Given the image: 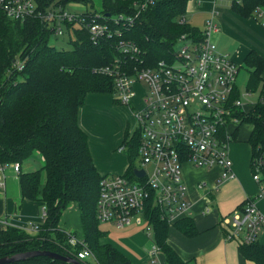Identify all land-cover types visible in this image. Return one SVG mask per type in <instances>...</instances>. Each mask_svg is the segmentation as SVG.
Here are the masks:
<instances>
[{"label":"trees","instance_id":"obj_1","mask_svg":"<svg viewBox=\"0 0 264 264\" xmlns=\"http://www.w3.org/2000/svg\"><path fill=\"white\" fill-rule=\"evenodd\" d=\"M36 1L40 11L52 4L92 3V0ZM140 1L100 0L99 10H87L89 22L95 19V15L105 22L120 15L132 18L138 15L131 26L121 28V37H101L92 41L85 29H73L70 35H67L69 31L65 32L63 35L68 36L70 44L66 50L50 45L51 39L59 38L53 34V28L38 17L14 20L0 10V164L19 162L22 165L38 153L41 168L20 172L18 183L21 196L40 201L44 211V220L38 224L39 230L35 234L15 226L0 229V258L33 250H47L75 258L85 245L98 264H130L129 259L113 245L101 242L106 233L100 228L95 209L102 176L94 166L87 136L79 127L78 112L87 94L114 92L112 78L98 73V70L116 58H124L117 48L119 40L135 43L141 51V66L148 67L171 57L180 35L197 36L200 33L186 22L180 23L188 0H156L138 12L135 3ZM262 6L264 0H240V3L231 0V9L245 18ZM67 26L72 25L67 23ZM243 62L248 73L246 90L255 92L261 89L264 58L252 50L245 55ZM246 122L254 125L250 144L255 148L258 138L264 139V121L251 116ZM127 138L125 135L123 145L127 148L130 166L125 175L131 177L138 159V136L133 132ZM72 205L79 211L81 238L76 233L58 228L62 213ZM148 216L154 241L162 250L166 264H184L166 242L168 224L160 220L155 210L149 211ZM174 224L186 235L195 232L190 217ZM69 236H74L78 242L71 245ZM239 248L244 257L256 264H264L263 245L257 242ZM81 263L92 264L90 261ZM10 264L70 263L35 257Z\"/></svg>","mask_w":264,"mask_h":264},{"label":"built area","instance_id":"obj_2","mask_svg":"<svg viewBox=\"0 0 264 264\" xmlns=\"http://www.w3.org/2000/svg\"><path fill=\"white\" fill-rule=\"evenodd\" d=\"M155 1L142 0L135 3V8L138 12L143 11ZM235 1L240 3V0ZM191 2L196 8L202 0H188ZM68 5L52 4L40 11L36 0H0V10L6 17L23 20L36 16L53 28L57 38L68 31L67 35H70L76 28L88 31L92 41L101 37H121V28L131 26L138 15L133 18L120 15L106 22L95 15L89 22L87 10L72 13ZM254 13L264 29V6L257 7ZM213 18L212 11L197 36H179V48L172 51L171 57L160 59L153 66L142 67L138 46L123 39L118 41L117 48L124 58H116L98 70L112 78L115 100L120 104L129 105L135 96V84L146 85L142 104L133 113V132L138 136V159L134 169L142 170L143 176L138 177L133 171L131 177L102 176L95 211L100 224L117 228L141 227L151 243L148 250L150 264L164 262L160 257L161 249L154 241L148 212L155 210L160 220L167 224L191 215V203L186 197L181 174L182 162L188 161L197 168L217 167L221 171L219 180L229 179L234 176L230 145L236 141L240 127L248 125L252 134L254 125L246 120L256 116L264 121V88L255 92L238 89L235 81L239 68L212 41V34L218 30ZM184 22L183 16L180 23ZM67 23L72 26L68 27ZM234 92L236 96L233 97ZM260 140L255 148L252 147L250 161L252 178L259 185L257 197L246 199L222 220L224 238L239 246L257 243L264 232V213L256 204V200L264 195V142ZM8 167L16 175L21 172L19 162L0 164V190L5 189ZM42 218L44 220V211ZM24 230L33 234L39 227L28 221ZM68 242L75 245L78 240L69 236ZM75 258L98 264L85 245Z\"/></svg>","mask_w":264,"mask_h":264},{"label":"crops","instance_id":"obj_3","mask_svg":"<svg viewBox=\"0 0 264 264\" xmlns=\"http://www.w3.org/2000/svg\"><path fill=\"white\" fill-rule=\"evenodd\" d=\"M214 1L202 0L196 8H203V10L206 8V11H209L213 9ZM187 9H194L193 2L186 5ZM115 101L113 100V102ZM141 104L142 97L138 107ZM132 108L136 111V107L132 106ZM115 109L118 110L116 105L112 104L108 93H90L86 95L84 104L78 112L79 127L87 136L94 166L101 176L125 175L130 166L128 154L125 157L121 153L127 149L123 145V141L130 123ZM134 110L133 112H135ZM111 112L117 119L118 126L114 128V131L106 132L105 126L108 124L101 116L108 120L106 115ZM250 138L251 128L246 124L242 125L237 133L236 141L230 145V159L234 176L224 181L219 180L221 171L217 167L197 168L188 161L182 162L181 174L186 197L191 203L190 220L195 232L189 236L174 223L168 224L166 242L179 255L184 264H256L253 260L243 256L235 241L224 238L225 230L222 225L223 219L228 218L246 199L256 198L259 191V185L251 175L252 145ZM18 175H15L17 180ZM256 204L264 213V195L256 200ZM42 213L43 205L40 201L23 198L18 181L17 187L12 184H9L8 187L5 178V189L0 190V229H5L6 226L24 229L28 221L40 224L43 222ZM58 228L67 233H70L68 231L71 230L81 232L78 209L71 206L67 208L59 219ZM101 230L106 233L101 242L113 245L129 259L130 264L132 261L134 264H150L149 248L147 249L145 244L146 239L149 240V238L145 239V233L141 227L117 228L106 224ZM114 230L118 234L115 235L116 238H110L109 235ZM77 237L81 238V234L79 233ZM258 243L264 246V232L259 235ZM142 249H145L146 253L140 255L139 253L143 252ZM160 257L166 264L162 250Z\"/></svg>","mask_w":264,"mask_h":264},{"label":"rangeland","instance_id":"obj_4","mask_svg":"<svg viewBox=\"0 0 264 264\" xmlns=\"http://www.w3.org/2000/svg\"><path fill=\"white\" fill-rule=\"evenodd\" d=\"M213 3H214L213 9H210L209 11H206V8H204L203 10L202 8L203 6L201 7L202 9L200 8H194L192 10L187 9L184 14V18L189 26L195 27L201 31L204 29L205 22L207 19L210 18L213 10V16H214L213 20L216 22L218 26V31L212 34V41L214 42L215 47L219 51L227 53L234 60L235 64L239 68L235 83L238 89L241 90V92H243L246 89V85L248 81V73L243 62V56L247 52L254 50L258 54L263 55L262 57L264 58V29H262L259 26L258 23L259 19L255 16L254 12L248 18L241 17V15L234 12L231 9V0H215ZM68 4H69L68 9L72 13H81L85 10L88 11L99 10L100 0H92V3L70 2ZM237 15H239L240 17ZM67 37H68L67 35H62L61 37H59L58 40L51 39L50 45L56 47L57 49H65V50L69 49L70 44L67 41ZM179 46L180 43L176 42L173 46V50L175 49L177 50ZM262 75L264 76V71L262 72ZM260 85H261L260 87L264 88V82L263 84L260 83ZM145 89H146V85L144 83L135 84L134 90L136 92V97L131 100L129 105L120 104L117 101L113 102V100H115L116 98L115 94L108 93V95L112 99V104L116 105V107L118 108V110L115 109V111L119 112L123 118L124 117L127 118L131 127H134L135 125V120L133 116L134 109L132 108V106L136 107L137 109L139 101L145 92ZM106 116L108 120L104 119L101 116V118L105 120L106 124H108V126H105L106 129L105 131L106 132L114 131V128L118 126L117 119L114 117L113 112H111V114H107ZM126 152H127L126 149L121 151V153L125 155V157L127 156ZM41 165H42V161H40L38 153H35L22 163L21 169L22 172H29V171L31 172L34 170H39L41 168ZM15 175L12 169L8 167V169L6 170V182L8 187L9 184H12L14 185V187H17L18 180L15 177ZM42 178L44 181L45 179L44 172L42 173ZM71 207H75L77 209L75 205H72ZM104 225L106 224H101V228H104ZM68 232L70 233L75 232L76 235H79L80 233L77 230L75 231L71 230ZM116 234H118V232L114 230L109 235V237L116 238L115 237ZM141 234L144 235L143 232H141ZM144 237L146 239L145 235ZM114 241L116 242V240ZM146 241L147 242H145V244H146V248L148 249L151 243L148 239H146ZM145 253L146 251L144 249L143 252L139 254L141 255ZM132 264H134L133 261Z\"/></svg>","mask_w":264,"mask_h":264},{"label":"water","instance_id":"obj_5","mask_svg":"<svg viewBox=\"0 0 264 264\" xmlns=\"http://www.w3.org/2000/svg\"><path fill=\"white\" fill-rule=\"evenodd\" d=\"M133 172L138 177L143 176L142 170L134 169ZM35 257H47L53 260H58L70 264H82L79 260H77L74 257L61 255L47 250H33V251L21 252V253L12 254L10 256L1 257L0 264H10L19 261H25Z\"/></svg>","mask_w":264,"mask_h":264},{"label":"flooded vegetation","instance_id":"obj_6","mask_svg":"<svg viewBox=\"0 0 264 264\" xmlns=\"http://www.w3.org/2000/svg\"><path fill=\"white\" fill-rule=\"evenodd\" d=\"M133 127H131V125L129 124L128 126H127V130H126V135H127V139H129L130 137H131V135H132V133H133Z\"/></svg>","mask_w":264,"mask_h":264}]
</instances>
